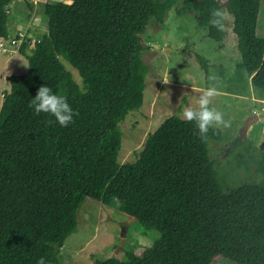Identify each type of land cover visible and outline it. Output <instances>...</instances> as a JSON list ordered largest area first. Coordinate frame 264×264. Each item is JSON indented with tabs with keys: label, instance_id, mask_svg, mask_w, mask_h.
I'll list each match as a JSON object with an SVG mask.
<instances>
[{
	"label": "trees",
	"instance_id": "1",
	"mask_svg": "<svg viewBox=\"0 0 264 264\" xmlns=\"http://www.w3.org/2000/svg\"><path fill=\"white\" fill-rule=\"evenodd\" d=\"M0 0V41L9 36V4ZM179 0H57L44 4L47 32L19 51L28 70L10 75L0 106V264H60L59 250L78 224L85 201L108 204L156 230L150 245L125 259L91 264H264V181L232 186L211 158L209 141L221 128L198 135L195 122L173 114L146 137L135 158L121 163V123L143 103L147 65L141 33L163 22ZM177 7V6H176ZM234 16L233 30L254 87L264 89L261 0H182L178 14H194L208 37L221 41L214 10ZM64 56L83 80L67 70ZM202 67L207 59L198 56ZM41 85L78 113L61 127L29 107ZM264 175V146L256 160Z\"/></svg>",
	"mask_w": 264,
	"mask_h": 264
},
{
	"label": "rangeland",
	"instance_id": "2",
	"mask_svg": "<svg viewBox=\"0 0 264 264\" xmlns=\"http://www.w3.org/2000/svg\"><path fill=\"white\" fill-rule=\"evenodd\" d=\"M50 1L57 0H38L36 4L33 0H12L9 4V34L16 41H0L3 43L0 44V106L3 92L11 88L8 77L28 70L27 60L19 51L21 44L28 42L26 51L31 53L34 41L48 30L43 9ZM181 2L167 11L163 22L151 18L141 33V56L148 68L146 87L142 105L129 112L121 123L119 161L133 160L134 152L143 147L148 134L165 118L173 114L183 118L186 107H197L199 96L215 87L218 95L210 107L222 112L230 126L220 127V141H209L211 158L217 160L219 171L232 186L264 181L256 164L264 146V89L254 87L245 69L237 66L241 55L233 30L234 16L224 8L223 39L216 41L208 37L206 27L197 24L194 14L176 12ZM221 2L224 4L226 0ZM30 3L32 8L28 6ZM259 28V35L264 37V0H261ZM20 33L24 36H17ZM198 56L207 59L206 68ZM60 59L83 87L78 71L64 56ZM213 75L215 80H210ZM163 79H169L170 83L164 84ZM158 236V231L145 230L138 221L120 212L117 202L85 201L78 210L76 230L59 250V261L91 264L113 257L125 259L127 250L150 245ZM219 264L234 263L222 259Z\"/></svg>",
	"mask_w": 264,
	"mask_h": 264
},
{
	"label": "clouds",
	"instance_id": "3",
	"mask_svg": "<svg viewBox=\"0 0 264 264\" xmlns=\"http://www.w3.org/2000/svg\"><path fill=\"white\" fill-rule=\"evenodd\" d=\"M212 16L211 23L215 26H222L221 18L224 13L221 10H214ZM209 79L215 80V76H210ZM163 83L168 84L170 80L163 79ZM216 95H218L217 89L210 87L199 96L197 107H186L184 109L183 118L188 122H195L198 135L201 138H207L210 129L230 126V122L225 120L222 112L210 107ZM29 107L34 110V114L37 116L41 113L50 114L61 127H67L73 123L74 116L78 115L65 97L55 94L50 87L45 85L39 87L36 95L30 101ZM37 264H47V262L44 257H40Z\"/></svg>",
	"mask_w": 264,
	"mask_h": 264
},
{
	"label": "built area",
	"instance_id": "4",
	"mask_svg": "<svg viewBox=\"0 0 264 264\" xmlns=\"http://www.w3.org/2000/svg\"><path fill=\"white\" fill-rule=\"evenodd\" d=\"M38 2V0H33V3H37ZM17 36H20V37H22V36H24L22 33H20V35H17ZM16 37H10V34H9V36H8V38L7 39H5V40H2V41H4V42H11V41H16V39H15ZM0 44L1 45H3V43L2 42H0Z\"/></svg>",
	"mask_w": 264,
	"mask_h": 264
},
{
	"label": "crops",
	"instance_id": "5",
	"mask_svg": "<svg viewBox=\"0 0 264 264\" xmlns=\"http://www.w3.org/2000/svg\"><path fill=\"white\" fill-rule=\"evenodd\" d=\"M32 5H33V3H30V4H28V6L30 7V8H32ZM9 6V5H8ZM21 29V28H20ZM20 29H18V30H20ZM16 33V32H15Z\"/></svg>",
	"mask_w": 264,
	"mask_h": 264
}]
</instances>
